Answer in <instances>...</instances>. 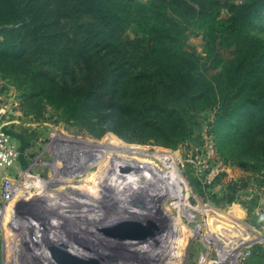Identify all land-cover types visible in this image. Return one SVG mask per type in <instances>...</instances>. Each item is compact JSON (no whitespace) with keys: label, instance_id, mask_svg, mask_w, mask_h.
Returning a JSON list of instances; mask_svg holds the SVG:
<instances>
[{"label":"rangeland","instance_id":"rangeland-1","mask_svg":"<svg viewBox=\"0 0 264 264\" xmlns=\"http://www.w3.org/2000/svg\"><path fill=\"white\" fill-rule=\"evenodd\" d=\"M223 16L221 9L216 19ZM2 31L0 55L13 58L22 47L9 49L15 34ZM249 31L264 42V14ZM183 42L206 55L197 25ZM0 66H7L0 70V130L8 136L0 264H264V158L245 155L246 138L238 141L249 134L239 129L254 105L221 124L200 105L189 129L169 131V141L136 125L88 124L40 77ZM40 66L42 73L53 68ZM256 75L264 85V66ZM36 87L47 97L29 98ZM124 221L136 223L134 232L116 237L107 229Z\"/></svg>","mask_w":264,"mask_h":264},{"label":"trees","instance_id":"trees-1","mask_svg":"<svg viewBox=\"0 0 264 264\" xmlns=\"http://www.w3.org/2000/svg\"><path fill=\"white\" fill-rule=\"evenodd\" d=\"M221 9L225 16L217 20ZM262 14L264 0H0V32L15 34L6 39L9 49L22 47L0 61L40 77L88 124L136 125L169 141V131L189 129L200 105L214 110L220 124L244 104L248 112L254 105L239 129L249 134L238 141L246 138L245 155L264 158V85L256 75L264 42L249 31ZM195 25L207 39L205 56L184 47ZM39 63L53 68L42 73ZM49 91L36 87L29 98Z\"/></svg>","mask_w":264,"mask_h":264},{"label":"water","instance_id":"water-1","mask_svg":"<svg viewBox=\"0 0 264 264\" xmlns=\"http://www.w3.org/2000/svg\"><path fill=\"white\" fill-rule=\"evenodd\" d=\"M133 224L136 225V223H133L132 221H124V222H120V223H115L112 226L110 225L107 229L109 230V232L113 233L114 236L118 237L121 235L126 236L127 233L129 234L131 231H133ZM143 225L139 224V228L135 231V234L139 233L141 231V229H143L144 227H142ZM102 229V228H101ZM134 232V231H133Z\"/></svg>","mask_w":264,"mask_h":264},{"label":"built area","instance_id":"built-area-1","mask_svg":"<svg viewBox=\"0 0 264 264\" xmlns=\"http://www.w3.org/2000/svg\"><path fill=\"white\" fill-rule=\"evenodd\" d=\"M8 150V136L4 131L0 130V168L2 165V161L4 160V157L7 153ZM5 187L3 189V193L7 194L10 185L8 184V182L5 183Z\"/></svg>","mask_w":264,"mask_h":264}]
</instances>
